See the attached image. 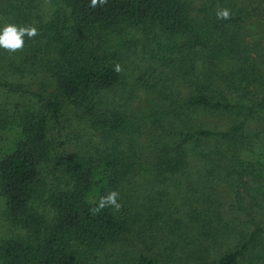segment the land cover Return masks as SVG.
I'll list each match as a JSON object with an SVG mask.
<instances>
[{"label":"trees","instance_id":"obj_1","mask_svg":"<svg viewBox=\"0 0 264 264\" xmlns=\"http://www.w3.org/2000/svg\"><path fill=\"white\" fill-rule=\"evenodd\" d=\"M89 3L0 0V27L34 25L40 33L25 37L21 52L0 49V264H264V218H257L264 212V114L255 132L247 114L264 111V97L248 89L261 80L255 63L264 52L252 47L264 45V29L254 25L264 20V0H207L211 13L203 18H189L183 0ZM218 7L231 18L217 19ZM133 64L154 101L124 117L98 89L126 86ZM184 108L236 117L226 132L195 129ZM167 122L181 123L184 139L174 148L206 161V181L228 176L219 170L228 161L209 143L252 150L228 164L234 180L249 176L251 184L246 207L237 200L247 210L241 227L221 217L228 193L213 184L199 195L212 198L200 221L181 216L162 190L152 200L119 195V211L90 213L123 175L158 180L180 170V158L154 139ZM220 227L230 228L233 244Z\"/></svg>","mask_w":264,"mask_h":264},{"label":"rangeland","instance_id":"obj_2","mask_svg":"<svg viewBox=\"0 0 264 264\" xmlns=\"http://www.w3.org/2000/svg\"><path fill=\"white\" fill-rule=\"evenodd\" d=\"M183 1H185L187 4L185 7L189 9L187 15L189 18H194L195 16L203 18L211 13V11L206 7L207 0ZM43 5L45 8L46 3L44 2ZM254 25L257 26V29L260 27L264 29V20L256 22ZM262 47V50H257V46H254L252 47V51L263 53L264 45ZM251 57L255 58V61L258 62L262 60V57L258 58V53L255 52L252 53ZM135 64L132 65L133 69L129 70L130 76H128L129 79H127L128 84L126 86L123 83L115 86H109L104 89H98L99 97L104 99L109 106H114V108L118 110L124 117L139 111L150 110L152 102L154 101L151 91L146 87L145 84H143L144 77L142 76L141 72L134 69ZM255 64L256 66H259L258 69L261 72V80H252L248 89L252 95L261 98L264 97V62H262L260 65L257 63ZM216 65L222 66V63H216ZM177 83L180 84L179 81H177ZM184 88L185 89L182 87L178 88L176 91L188 97L189 92H187L186 87ZM231 92L237 95L236 90H231ZM239 92L241 91L239 90ZM228 95L231 96V93ZM248 112L247 114L251 118L249 124L251 125L252 132H255L257 131L259 125V121H256L258 118L257 115L264 114V111L256 109L251 113ZM181 113L182 117L185 119V122L192 124L195 129H207L217 132L228 131L229 125L236 117V115H227L224 113H217V115H213L210 112L205 113V111H202L198 108H184L181 110ZM180 116L181 115L179 114V117ZM169 124H171V127H169ZM180 124L181 123L178 122H167V129H163L160 133H157L156 137L154 138L157 141H159V139L164 140L167 143L170 154L180 158L182 165L180 170L175 173H167L164 176L159 177L161 179L158 180L156 178L153 180V178L148 174L136 175L133 177V179L123 175V178L118 183L116 190L119 192L120 196L123 195V198L126 200L127 198L133 199L130 194L136 197H141L142 200H152L156 196L157 192L162 190L165 192L162 196V200H166L168 198L169 205H172L174 209L180 210L181 216L183 215L182 213L184 211H187L194 214L195 217L197 216L196 220L200 221L204 217H207L206 214L203 215L200 212V209L210 203L212 199L208 197L201 198L199 196L200 193H202L201 190L205 191V187L208 184L222 186L228 195L224 196L218 205V209L224 211L221 217L226 221H230L231 218L235 217V223H231L238 224L239 227H241V222L246 219L247 210H240L237 205V200L242 198V205L243 207H246V202L250 200L248 196L251 194V190L249 189L251 184L247 179L249 176H244L241 178L238 175L234 180L231 168L228 166V164L230 163L234 166L240 164L241 158L251 157L249 155L252 150L246 147L237 146V144L236 146H227V142L222 140H218L215 144L213 142L209 143L211 148L214 149L217 147L219 149L217 156L221 158L224 157L226 162L228 161L226 165L219 169L221 172L228 174V176H226V178H214L211 181H206L208 178L206 176L208 174V166L206 165V161L203 158L198 157L196 154H190L185 157L182 154H178L177 148H174L176 144L181 143L184 139V136L177 133L176 131V126ZM256 140L258 139L256 138ZM256 144L259 146L258 143ZM256 144H254V147ZM148 195L150 196L149 198H147ZM121 202L123 203L122 200ZM132 205L133 208H131L129 205L127 208L129 210L127 211L133 212L132 210L134 209V204ZM173 216H179V214L175 212ZM188 218L190 219L191 217ZM257 218L263 219L264 212L259 214ZM213 224H217V221ZM249 226V224H246L242 228L247 229ZM217 232L222 237H226V244L234 243V239L232 237L233 232L230 233V228L220 227ZM218 243L224 244V240L223 242L219 241Z\"/></svg>","mask_w":264,"mask_h":264},{"label":"clouds","instance_id":"obj_3","mask_svg":"<svg viewBox=\"0 0 264 264\" xmlns=\"http://www.w3.org/2000/svg\"><path fill=\"white\" fill-rule=\"evenodd\" d=\"M108 3V0H90L88 7L96 9L103 7ZM217 19L227 20L231 18V12L228 8H219L216 11ZM39 30L34 25H17L14 23H5L0 27V49L11 54L21 52L25 46V37L33 39L38 36ZM119 64L115 65L114 71L119 73L121 71ZM119 192L116 190L109 191L106 195L101 196L96 205L90 208L92 215L99 214L105 208H112L119 211L122 207L119 203Z\"/></svg>","mask_w":264,"mask_h":264}]
</instances>
